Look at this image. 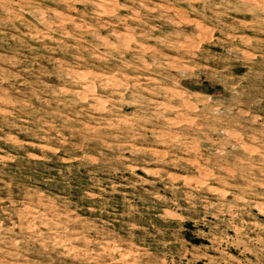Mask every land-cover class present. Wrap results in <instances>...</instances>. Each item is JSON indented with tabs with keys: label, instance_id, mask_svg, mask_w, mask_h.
Masks as SVG:
<instances>
[{
	"label": "rangeland",
	"instance_id": "374dc122",
	"mask_svg": "<svg viewBox=\"0 0 264 264\" xmlns=\"http://www.w3.org/2000/svg\"><path fill=\"white\" fill-rule=\"evenodd\" d=\"M0 264H264V0H0Z\"/></svg>",
	"mask_w": 264,
	"mask_h": 264
}]
</instances>
